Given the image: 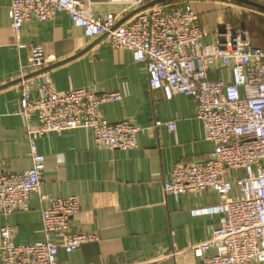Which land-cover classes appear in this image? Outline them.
I'll list each match as a JSON object with an SVG mask.
<instances>
[{"label":"built area","instance_id":"1","mask_svg":"<svg viewBox=\"0 0 264 264\" xmlns=\"http://www.w3.org/2000/svg\"><path fill=\"white\" fill-rule=\"evenodd\" d=\"M149 1L110 0L125 5V12ZM90 5L91 0H10L11 27L18 35L25 21L50 20L64 11L86 37L106 35L113 48L130 50L134 60L145 65L151 90H161L166 99L177 94L194 98L195 116L213 150L175 166L163 181L164 193L179 198L211 190L217 196L215 204L191 210L219 215L209 238L192 246L199 264H264V46L255 44L245 28H227L222 21L208 32L191 0L156 4L118 25L115 13L96 14ZM43 66V46L36 43L18 74L19 114L25 122L31 166L18 172L0 168V214L5 216L28 210L30 193L39 192L45 163L36 150L37 137L85 128L95 148L127 150L136 147L141 130L129 120L112 122L104 117L101 106L120 100L118 91L85 87L58 91L47 72L41 79L28 76ZM221 69L226 78L211 74ZM32 91H37L34 98ZM161 125L169 131L176 128L175 121L156 120L153 126ZM80 207L76 196L50 199L41 212L43 238L27 244L14 243L13 227L1 226L0 264H57L59 248L71 252L98 241L96 232L71 229L70 220ZM164 256L174 259L177 254L169 251Z\"/></svg>","mask_w":264,"mask_h":264},{"label":"crops","instance_id":"2","mask_svg":"<svg viewBox=\"0 0 264 264\" xmlns=\"http://www.w3.org/2000/svg\"><path fill=\"white\" fill-rule=\"evenodd\" d=\"M191 2L199 13L217 7L213 0ZM9 5L10 0H0V168L18 172L31 166L25 122L19 114L18 74L36 43L43 46L41 69H45L34 74L37 78L47 72L58 91L78 87L118 91L120 100L101 106L104 117L112 122L129 120L141 130L136 147L127 150L95 148L85 128L37 137L36 150L45 163L39 192L30 193L28 210L0 214V227H13L16 244L41 240V212L50 199L76 196L81 207L70 220L71 229L96 232L99 239L71 252L59 248L57 264H133L138 260L199 264L192 246L209 238L219 215L191 210L215 204L217 196L206 190L176 198L163 190V181L175 166L204 158L213 150L195 116L194 98L177 94L166 99L161 90H151L145 65L134 60L130 50L113 48L106 35L86 37L64 11L50 20H27L15 34ZM90 8L96 14L115 13L116 22L132 11L125 12V5L110 0H91ZM214 18L213 28L206 29L210 33L218 22L216 13ZM211 74L227 76L222 69ZM32 120L37 123L36 114ZM156 120L175 121L176 128L155 127ZM169 251L177 256L165 258Z\"/></svg>","mask_w":264,"mask_h":264},{"label":"rangeland","instance_id":"3","mask_svg":"<svg viewBox=\"0 0 264 264\" xmlns=\"http://www.w3.org/2000/svg\"><path fill=\"white\" fill-rule=\"evenodd\" d=\"M215 1V9L208 10L210 12H198L200 22L210 31L213 28L214 15L218 21L225 23L227 28H245L252 41L264 46V12L258 9L242 5L230 0H213Z\"/></svg>","mask_w":264,"mask_h":264},{"label":"water","instance_id":"4","mask_svg":"<svg viewBox=\"0 0 264 264\" xmlns=\"http://www.w3.org/2000/svg\"><path fill=\"white\" fill-rule=\"evenodd\" d=\"M168 1H173V0H151V1L147 2V3H145L144 5L140 6L139 8L132 10L121 21L117 22L116 25L122 23L123 21H125L126 19H128L130 16H132L134 13H136V12H138L140 10H143V9L149 8V7H152V6H154L156 4H159V3L168 2ZM230 1H233V2H236V3H239V4H242V5H246V6H249V7H252V8H255V9H258V10L264 12V4L259 3L257 1H253V0H230ZM44 70L45 69H40V70H38V71H36L34 73L29 74L28 76L37 74V73L42 72Z\"/></svg>","mask_w":264,"mask_h":264}]
</instances>
